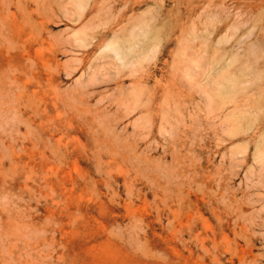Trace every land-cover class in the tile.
I'll list each match as a JSON object with an SVG mask.
<instances>
[{
  "label": "rangeland",
  "instance_id": "1",
  "mask_svg": "<svg viewBox=\"0 0 264 264\" xmlns=\"http://www.w3.org/2000/svg\"><path fill=\"white\" fill-rule=\"evenodd\" d=\"M0 264H264V0H0Z\"/></svg>",
  "mask_w": 264,
  "mask_h": 264
},
{
  "label": "bare ground",
  "instance_id": "2",
  "mask_svg": "<svg viewBox=\"0 0 264 264\" xmlns=\"http://www.w3.org/2000/svg\"><path fill=\"white\" fill-rule=\"evenodd\" d=\"M110 43H111V42H110ZM112 43H113V42H112ZM112 43H111V44H108L107 47L110 46V45H112ZM112 50L115 52V53H114L115 55H119V51H117L116 48H113Z\"/></svg>",
  "mask_w": 264,
  "mask_h": 264
}]
</instances>
